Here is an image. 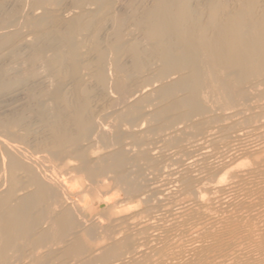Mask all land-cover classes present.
Returning a JSON list of instances; mask_svg holds the SVG:
<instances>
[{
  "label": "bare ground",
  "instance_id": "obj_1",
  "mask_svg": "<svg viewBox=\"0 0 264 264\" xmlns=\"http://www.w3.org/2000/svg\"><path fill=\"white\" fill-rule=\"evenodd\" d=\"M0 264H264V0H0Z\"/></svg>",
  "mask_w": 264,
  "mask_h": 264
}]
</instances>
